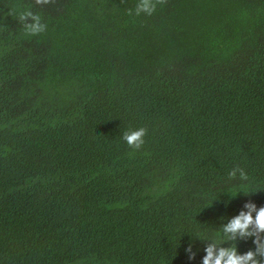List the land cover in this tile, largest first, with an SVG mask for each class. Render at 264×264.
Here are the masks:
<instances>
[{
	"label": "trees",
	"instance_id": "16d2710c",
	"mask_svg": "<svg viewBox=\"0 0 264 264\" xmlns=\"http://www.w3.org/2000/svg\"><path fill=\"white\" fill-rule=\"evenodd\" d=\"M139 2L0 0V264H200L264 205V0Z\"/></svg>",
	"mask_w": 264,
	"mask_h": 264
},
{
	"label": "clouds",
	"instance_id": "9594fccd",
	"mask_svg": "<svg viewBox=\"0 0 264 264\" xmlns=\"http://www.w3.org/2000/svg\"><path fill=\"white\" fill-rule=\"evenodd\" d=\"M36 2L46 3L47 0H36ZM136 11L137 13L140 11L150 13L152 11L150 0H140ZM18 19L24 22L25 31L32 35L42 32L45 28V24L41 22L39 15L29 9L19 13ZM145 134L144 127H137L124 131L122 139L133 149H139L144 143ZM237 171L241 177L244 176V172L239 169L230 171L228 176L234 177ZM238 192L247 195L252 191H245L241 186V190L237 191L236 194ZM217 235L223 243L215 240L207 241L203 248L204 255L200 259V264H264V205L257 207L254 202L246 201L236 215L223 223L221 232ZM249 237L252 238L253 246L244 252L238 251L236 246L228 243V241ZM195 239L202 240L200 237ZM225 244L227 246H224ZM184 251L188 254V259L191 260L193 256L191 243L184 248Z\"/></svg>",
	"mask_w": 264,
	"mask_h": 264
}]
</instances>
